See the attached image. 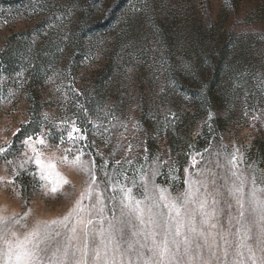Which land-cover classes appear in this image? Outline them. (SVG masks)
Wrapping results in <instances>:
<instances>
[{"label":"rangeland","instance_id":"374dc122","mask_svg":"<svg viewBox=\"0 0 264 264\" xmlns=\"http://www.w3.org/2000/svg\"><path fill=\"white\" fill-rule=\"evenodd\" d=\"M0 149V264H264V0H0Z\"/></svg>","mask_w":264,"mask_h":264},{"label":"snow or ice","instance_id":"6c2138e0","mask_svg":"<svg viewBox=\"0 0 264 264\" xmlns=\"http://www.w3.org/2000/svg\"><path fill=\"white\" fill-rule=\"evenodd\" d=\"M73 131H76V129H73ZM69 136L71 138V133L69 134ZM31 139H32V137L29 136V137L25 138L23 143L25 145H28V141ZM44 143H45V141L43 139H39V140H36L34 142V144H40V145H43ZM30 147L34 153L35 164H36L37 169L40 172L41 179L48 180V175H46L47 170L48 169H54L55 165L52 163L45 164L41 159V153L34 146H30ZM3 151H4V149H0V152H3ZM64 159H67V157H64ZM76 159L79 160V157H77ZM233 162H235V157H233ZM56 175L59 176L58 173ZM233 175H235V173H233ZM10 183H11V181H10ZM48 183L50 185H52L49 188V191L53 195H56L63 188V186L68 183V181L66 179H64V180H58L57 182L54 183L53 181L48 180ZM186 183H187V181H186ZM243 183H244V181L241 179V186L240 187H235V186L233 187V189H232L233 194H235L236 192H242L243 191V187H242ZM121 191H124V190L122 189ZM130 192H131V190H128L127 192L124 193V197H123L124 200L131 201L132 197L130 196ZM161 192H163V190H161ZM196 192H199V189H196ZM195 194L196 193L192 192L191 190L186 191L185 203L190 202L192 200V198L195 196ZM160 199L161 200L165 199L163 194L161 195ZM251 199H252V202L259 203L260 206L262 208H264V202L256 201L254 192L251 193ZM141 203H142L141 201H136L135 205H132L131 203H129V204L125 205V207L128 208L129 212L134 213L136 215V217L138 219H140L141 223H144L143 217H144L145 210L140 207ZM237 203L240 204L241 208H243V204L240 200H238ZM164 206L169 207V205H167V204H165ZM205 206H206V201H201L200 205H199V210H200L201 215H202V221L201 222L206 225V224H208V221L212 218V214L204 211ZM182 207H183V205L177 206L176 202H173L171 205V209H172V211L175 212V217H176V220H175V235L176 236L181 235V229L184 227V222L181 218L182 214H181V210H180ZM73 211H75L78 216L81 212L84 211V208H83L80 200H78L76 202V205L74 206ZM99 211L103 212V209H99ZM147 211L149 213H151L152 208L149 207L147 209ZM240 215L241 216L244 215L243 211L240 212ZM169 217L171 218V212L169 213ZM65 219H67V218H65ZM261 220H264V216L261 217ZM9 222H10L9 220L0 221V223H3L4 227H5V237L10 232V230L8 228ZM79 223L83 224L84 229H85V235L87 237V228H88V225L92 224V220L91 219L85 220L84 217H80ZM189 224L192 225V227L190 228V231L195 232L196 228H195V217L194 216L189 217ZM211 227L215 228L216 225L212 224ZM71 231L73 233H75L76 228L73 227L71 229ZM260 231H261V234L264 235V226L261 227ZM201 234L203 235V233H201ZM40 235L41 234H40L39 229L38 228L34 229L31 233L26 234L24 236L23 240L17 239L14 242V246H13L12 241H8L6 239L5 242L8 244L7 252L5 253L6 256L8 257L6 264H39L40 255H38V253H42L43 250L40 249L38 244L34 246L36 248V251H33L32 249H30L28 247V245L30 243H32L33 239H39ZM57 235H59V233H57ZM69 239H71V237H69ZM88 246H89L88 240L86 239L85 240V246H84L85 251L83 252L84 260L83 261H77L76 264H87V257H88L87 248H88ZM249 251H251V249H249ZM158 254H159L161 260H163L164 257L168 254L167 240H165L162 245L158 246ZM62 255L64 257L68 256L67 249L64 250ZM95 258L97 260L101 259L99 250L96 251ZM253 264H255V261L253 262Z\"/></svg>","mask_w":264,"mask_h":264},{"label":"built area","instance_id":"2783aa9c","mask_svg":"<svg viewBox=\"0 0 264 264\" xmlns=\"http://www.w3.org/2000/svg\"><path fill=\"white\" fill-rule=\"evenodd\" d=\"M196 156H197L198 158L200 157V155H199V154H197Z\"/></svg>","mask_w":264,"mask_h":264}]
</instances>
